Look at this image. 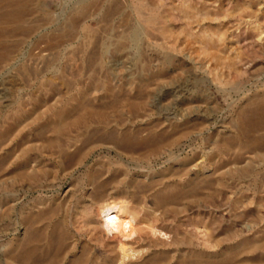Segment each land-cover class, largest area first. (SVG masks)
<instances>
[{"label":"rangeland","instance_id":"obj_1","mask_svg":"<svg viewBox=\"0 0 264 264\" xmlns=\"http://www.w3.org/2000/svg\"><path fill=\"white\" fill-rule=\"evenodd\" d=\"M76 1L42 0L50 18H35L37 31L17 41L0 80V264H10L24 233L18 220L36 203L63 204L66 225L84 226L80 191L100 165L114 198L155 183L135 189L140 202L123 201L136 207L157 208L155 194L176 189L148 222L170 239L148 243L134 262L264 264V0H95L82 15ZM135 29L139 48L129 39ZM86 111L138 114L133 126L166 130L171 139L155 155L95 150L64 174L42 158L43 180L22 190L14 164L21 122L41 117L33 144L42 146L55 115Z\"/></svg>","mask_w":264,"mask_h":264},{"label":"bare ground","instance_id":"obj_2","mask_svg":"<svg viewBox=\"0 0 264 264\" xmlns=\"http://www.w3.org/2000/svg\"><path fill=\"white\" fill-rule=\"evenodd\" d=\"M93 2L95 0H77V4L83 5L78 13L84 14L85 6H89ZM37 16L50 18L49 11L43 6L42 0L0 1V23L8 24L6 27H0V80L3 78L5 66L18 51L17 41L24 40L37 31L39 26L36 24L39 22L38 19L35 20ZM149 21L150 19L147 20V22ZM40 23L42 25V22ZM139 31L135 29L129 37L137 48L142 41ZM103 111L55 115L53 137L45 140L46 143L42 146L33 144L36 141L33 137V129L35 125L40 124L41 117L38 116L30 124L22 126L27 120L24 119L15 135L16 158L14 164L18 168L17 174H15L18 186L24 191H32L33 183L43 180L40 174L45 169V162L42 160L45 157L53 158L58 172L64 174L82 168L88 156L95 150L111 152L109 147L113 146L121 157L122 155L132 158L137 155H155L171 139L166 130H156L157 128L153 129L154 127L143 129L133 126L132 122H136L139 118L138 114L125 115ZM23 118L26 117L23 116L20 119ZM245 125H247L246 122H243L242 127L244 128ZM147 131L148 134L144 137L143 133ZM28 135L32 137H28ZM14 157L12 158L14 159ZM7 161L3 160L6 163L10 162ZM32 164L35 167L30 166ZM107 171L100 165L98 169L87 173L84 178L80 192L87 193L83 194L87 199L84 204V214L86 213L85 215L89 217L83 224L84 226H76L74 230H71V227L66 225V222L59 217L63 204L45 206V204L36 203L30 213L25 212L26 215L21 220L22 222L18 220V224L24 227V233L17 240V247L9 250L8 262L10 264H163V260L158 257L148 256L139 262H134V260L147 254L153 245L162 246L161 239H170L168 234L148 222L152 219H159L157 208L168 202L167 199L173 201L176 198V189L168 185L166 189L159 190L155 194L157 208L136 207L135 205L140 200L135 198L141 197L137 192L143 185H137L138 188L132 187L131 191L123 196L114 198L112 195L113 179L106 180ZM151 184L146 186L149 190L155 187V183ZM38 187L45 188L43 184ZM143 187L142 192L144 191ZM136 188L138 191L134 194ZM134 195L136 196L133 197ZM131 198L138 200L134 206L130 204L131 202H123ZM132 202L134 204V201ZM16 207L19 208L20 205L17 203ZM81 237H85L87 242L81 243ZM148 243L150 244L149 250L145 248ZM175 244H178L177 240L173 242V245ZM191 258V256L188 259L180 258L175 264H193L191 263L193 260L190 261Z\"/></svg>","mask_w":264,"mask_h":264}]
</instances>
